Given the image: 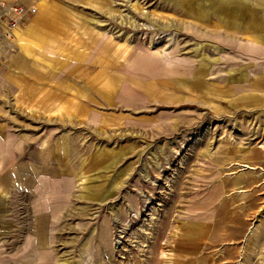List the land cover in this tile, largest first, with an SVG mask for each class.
Listing matches in <instances>:
<instances>
[{"label": "crops", "instance_id": "1", "mask_svg": "<svg viewBox=\"0 0 264 264\" xmlns=\"http://www.w3.org/2000/svg\"><path fill=\"white\" fill-rule=\"evenodd\" d=\"M147 1L169 51L117 36L135 25L115 0H0L27 10L0 51V264H55L56 220L114 199L144 145L203 115L264 116V0ZM78 142L100 147L74 159Z\"/></svg>", "mask_w": 264, "mask_h": 264}, {"label": "rangeland", "instance_id": "2", "mask_svg": "<svg viewBox=\"0 0 264 264\" xmlns=\"http://www.w3.org/2000/svg\"><path fill=\"white\" fill-rule=\"evenodd\" d=\"M115 5L135 25L122 24L117 36L170 50V36L149 21V1ZM47 127L42 135L66 133ZM67 146L75 159L100 144ZM118 162L114 199L91 206L84 198L72 217L56 220L55 264H264V116L203 115L178 135L144 145L136 159ZM111 172L74 177L72 186L89 180L106 187Z\"/></svg>", "mask_w": 264, "mask_h": 264}, {"label": "built area", "instance_id": "3", "mask_svg": "<svg viewBox=\"0 0 264 264\" xmlns=\"http://www.w3.org/2000/svg\"><path fill=\"white\" fill-rule=\"evenodd\" d=\"M49 1V0H47ZM27 14V10L20 5L2 4L0 8V51L4 42L10 39L14 28Z\"/></svg>", "mask_w": 264, "mask_h": 264}, {"label": "bare ground", "instance_id": "4", "mask_svg": "<svg viewBox=\"0 0 264 264\" xmlns=\"http://www.w3.org/2000/svg\"><path fill=\"white\" fill-rule=\"evenodd\" d=\"M250 236V235H249ZM119 242H117V244H118Z\"/></svg>", "mask_w": 264, "mask_h": 264}]
</instances>
